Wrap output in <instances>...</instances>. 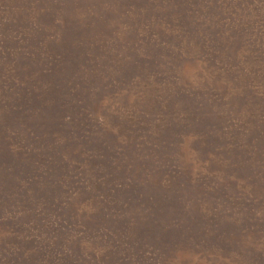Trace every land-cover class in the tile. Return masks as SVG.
Segmentation results:
<instances>
[{
	"label": "rangeland",
	"instance_id": "obj_1",
	"mask_svg": "<svg viewBox=\"0 0 264 264\" xmlns=\"http://www.w3.org/2000/svg\"><path fill=\"white\" fill-rule=\"evenodd\" d=\"M0 264H264V0H0Z\"/></svg>",
	"mask_w": 264,
	"mask_h": 264
}]
</instances>
